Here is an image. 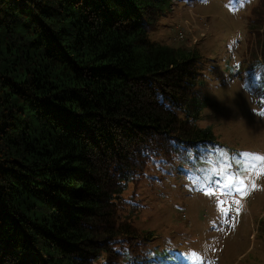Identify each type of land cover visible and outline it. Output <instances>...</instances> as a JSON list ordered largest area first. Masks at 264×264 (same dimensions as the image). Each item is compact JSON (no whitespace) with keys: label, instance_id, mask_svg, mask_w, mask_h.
Returning <instances> with one entry per match:
<instances>
[{"label":"trees","instance_id":"trees-1","mask_svg":"<svg viewBox=\"0 0 264 264\" xmlns=\"http://www.w3.org/2000/svg\"><path fill=\"white\" fill-rule=\"evenodd\" d=\"M170 2L0 0V264H144L154 233L122 192L216 156L198 50L149 37ZM251 9L264 107V0Z\"/></svg>","mask_w":264,"mask_h":264},{"label":"rangeland","instance_id":"rangeland-1","mask_svg":"<svg viewBox=\"0 0 264 264\" xmlns=\"http://www.w3.org/2000/svg\"><path fill=\"white\" fill-rule=\"evenodd\" d=\"M259 1L171 0L149 32L198 50L205 105L196 123L210 126L219 146L207 163L164 174L151 167L137 189L130 183L122 192L141 206L121 204V215L154 233L144 264H264V165L244 155H264V107L250 65L262 37L246 29ZM241 181L246 196L236 191Z\"/></svg>","mask_w":264,"mask_h":264},{"label":"snow or ice","instance_id":"snow-or-ice-1","mask_svg":"<svg viewBox=\"0 0 264 264\" xmlns=\"http://www.w3.org/2000/svg\"><path fill=\"white\" fill-rule=\"evenodd\" d=\"M261 116H264V111H261L259 113ZM244 155L248 156V155H251V159L256 161V162H259L261 165H264V155H253V154H248V153H245ZM255 167V165H253ZM252 189L255 190L256 187H257V184L255 182L252 183L251 185ZM237 192H240L242 195H248V191H247V188L244 186V182L241 181V187H238L236 189ZM237 204L240 203L239 200L236 201ZM237 212H239V209H237ZM213 264H215V262H213Z\"/></svg>","mask_w":264,"mask_h":264},{"label":"built area","instance_id":"built-area-1","mask_svg":"<svg viewBox=\"0 0 264 264\" xmlns=\"http://www.w3.org/2000/svg\"><path fill=\"white\" fill-rule=\"evenodd\" d=\"M233 202L236 200V198L235 197H232V198H230Z\"/></svg>","mask_w":264,"mask_h":264}]
</instances>
